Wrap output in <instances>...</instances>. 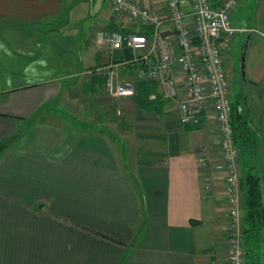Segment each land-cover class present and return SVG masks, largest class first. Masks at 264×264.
I'll return each mask as SVG.
<instances>
[{
    "label": "crops",
    "instance_id": "crops-1",
    "mask_svg": "<svg viewBox=\"0 0 264 264\" xmlns=\"http://www.w3.org/2000/svg\"><path fill=\"white\" fill-rule=\"evenodd\" d=\"M75 1L0 0V37L20 27L61 31ZM134 1L166 11L165 0ZM109 9L89 34L98 50L86 49L88 61L71 50L56 54L53 37L54 52L49 37L44 52L39 41L34 48L0 39V264H227L223 173L208 185L198 161L202 143L220 157L216 118L209 109L200 125L185 124L177 99L139 108L134 96L109 95L102 78L92 82L88 69L111 57L97 31L138 26L111 1ZM131 53L112 57L119 76L137 82L142 64ZM257 130L258 151L239 158V168L242 176L244 161L255 166L264 200V131ZM246 247L247 264H264V227Z\"/></svg>",
    "mask_w": 264,
    "mask_h": 264
},
{
    "label": "built area",
    "instance_id": "built-area-1",
    "mask_svg": "<svg viewBox=\"0 0 264 264\" xmlns=\"http://www.w3.org/2000/svg\"><path fill=\"white\" fill-rule=\"evenodd\" d=\"M161 13L134 0H111L115 13L154 27L150 38L141 33L100 30L96 42L111 55L105 66L88 69L105 74L109 95L119 98L136 94V83L119 76V64L113 59L117 49L128 48L131 59L142 66L140 79L158 80L163 95L177 99L182 123L200 125L204 113L211 109L217 123L219 159L207 143L198 149V161L206 184L211 185L217 173H223L229 229L227 264H247L244 210L242 207L240 148L235 141L233 125V83L229 78L226 55L241 27L233 23L234 11L243 0H165ZM188 2L184 9L182 2ZM105 70V71H104ZM182 75V90L178 87ZM182 91V94H181Z\"/></svg>",
    "mask_w": 264,
    "mask_h": 264
},
{
    "label": "rangeland",
    "instance_id": "rangeland-1",
    "mask_svg": "<svg viewBox=\"0 0 264 264\" xmlns=\"http://www.w3.org/2000/svg\"><path fill=\"white\" fill-rule=\"evenodd\" d=\"M110 1L76 0L71 7L69 21L62 26L61 31L59 26H55V29H52L51 26L20 27L16 29L17 36L11 34L9 38L8 34L2 33L0 39L5 44L16 39L17 42H23L25 46L34 44V48H37L36 45L39 41L40 52H44L48 46L46 38L49 37L51 51L54 52L55 48L57 50L55 53L61 55L71 50L72 54L79 56L78 59L81 61V57L87 55L86 49L91 50L90 52L98 50L91 42L92 38L89 34L99 26L106 13L110 11ZM233 23L241 27V30L237 32L225 59L229 78L234 86L232 99L239 100L245 109L252 111V123L259 131L260 129L264 131V116L261 118V113L264 114V0H243L234 11ZM51 37L57 43L54 48L51 46ZM246 43L248 44L245 60L246 75L254 81L248 85L249 93L245 91L241 73V56ZM88 58L87 55L85 60L88 61ZM91 61L95 62V57ZM44 128L43 125L39 127L41 137H46V133L49 132V130L45 132Z\"/></svg>",
    "mask_w": 264,
    "mask_h": 264
},
{
    "label": "trees",
    "instance_id": "trees-1",
    "mask_svg": "<svg viewBox=\"0 0 264 264\" xmlns=\"http://www.w3.org/2000/svg\"><path fill=\"white\" fill-rule=\"evenodd\" d=\"M138 26L131 29H120L116 28V31H121L123 33H141L147 35L150 38L153 34L154 27L149 24H142L136 21ZM97 66H92L95 68ZM92 82L103 79L105 86V74L95 73L91 75ZM101 81V80H100ZM136 88L137 92L134 95V101L139 108L151 107L153 109H158V107L167 100L161 89V84L155 79H140L137 77ZM106 89V88H105ZM233 125H234V138L237 145L240 148L241 159H246L248 157H254L258 151V135L255 126L252 124L250 119L249 110L244 108L239 100H233ZM244 161L243 163V175L241 178V189L243 190V204L246 209L245 221H247V226L245 227L246 238L250 236H259L261 229L264 227V200H263V189L261 185V175L257 173L252 165ZM248 251V249H247Z\"/></svg>",
    "mask_w": 264,
    "mask_h": 264
},
{
    "label": "water",
    "instance_id": "water-1",
    "mask_svg": "<svg viewBox=\"0 0 264 264\" xmlns=\"http://www.w3.org/2000/svg\"><path fill=\"white\" fill-rule=\"evenodd\" d=\"M247 43L244 46L243 52H242V56H241V73H242V77L243 80H247V75H246V64H245V60H246V53H247Z\"/></svg>",
    "mask_w": 264,
    "mask_h": 264
},
{
    "label": "flooded vegetation",
    "instance_id": "flooded-vegetation-1",
    "mask_svg": "<svg viewBox=\"0 0 264 264\" xmlns=\"http://www.w3.org/2000/svg\"><path fill=\"white\" fill-rule=\"evenodd\" d=\"M244 83H245L244 84L245 90H247L249 92L248 85H249V83H254V81L247 77V80H245Z\"/></svg>",
    "mask_w": 264,
    "mask_h": 264
}]
</instances>
